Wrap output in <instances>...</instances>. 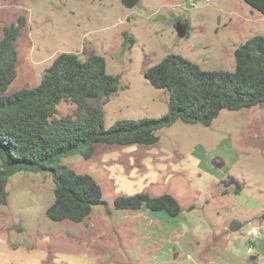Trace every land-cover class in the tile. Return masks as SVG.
Listing matches in <instances>:
<instances>
[{
    "label": "rangeland",
    "instance_id": "obj_1",
    "mask_svg": "<svg viewBox=\"0 0 264 264\" xmlns=\"http://www.w3.org/2000/svg\"><path fill=\"white\" fill-rule=\"evenodd\" d=\"M19 17L25 18V25L15 41L16 78L6 94L36 86L59 53H73L81 60L100 55L105 59L107 73L121 77L118 92L102 106L107 128L117 120L159 118L167 113L168 92L153 88L144 77L145 71L164 56L180 55L203 70L233 71L235 48L253 36L264 35V16L243 0H138L133 8L124 7L121 0H0V39L3 28L15 24ZM123 32L135 41L130 49L124 45ZM71 110L72 104L58 107L60 115ZM157 134L159 140L154 147L174 151L173 164L166 165L164 174L175 167L173 159L182 166L194 153L202 169L208 168L209 162L211 169L224 174L223 184L232 185L221 199L222 187L213 184L210 191L219 201L210 203V208L237 205L239 211L238 204L254 205L257 190H264V104L239 111L223 110L208 127L177 121ZM122 148L98 144L89 160L79 154L60 160L59 164L78 174L91 175L100 186L104 204L96 206L94 214L112 207L114 197L127 190L123 183L126 177L119 171L112 176V170L107 177L102 164L103 156H121ZM237 178L243 190L234 194L233 181ZM209 179L203 173L188 177L193 194L188 203H182L186 209L181 208L173 219L179 225L202 212L203 190L199 182ZM175 182L161 186L168 191ZM53 187L47 173L22 171L9 178L7 203L0 207V264H36L32 259L23 260L29 245L42 234L78 226L46 218ZM258 198L264 204V191ZM188 205H195V214L190 215ZM241 232L234 233L245 247L251 248ZM31 257L34 259V255ZM115 260V264H136L134 259L126 262L120 256Z\"/></svg>",
    "mask_w": 264,
    "mask_h": 264
},
{
    "label": "trees",
    "instance_id": "obj_2",
    "mask_svg": "<svg viewBox=\"0 0 264 264\" xmlns=\"http://www.w3.org/2000/svg\"><path fill=\"white\" fill-rule=\"evenodd\" d=\"M243 1L264 16V0ZM121 3L133 8L138 0ZM24 25L25 18L19 17L3 28L0 39V207L7 203L11 176L22 171L47 173L54 187L46 218L81 223L95 206L104 204L102 190L91 175L59 164L62 158L79 154L89 160L98 144L154 145L159 140L157 132L177 121L208 127L223 110L264 104V35H256L235 48L233 71L203 70L180 55L164 56L144 77L153 88L168 92L167 113L159 118L117 120L107 128L102 106L118 92L121 77L107 73L100 55L81 60L73 53H59L36 86L6 94L16 78L15 41ZM123 36L130 49L134 39L126 32ZM61 104H72L71 112L60 115ZM113 206L121 211L144 208L169 217L182 211L169 194L120 195Z\"/></svg>",
    "mask_w": 264,
    "mask_h": 264
},
{
    "label": "crops",
    "instance_id": "obj_3",
    "mask_svg": "<svg viewBox=\"0 0 264 264\" xmlns=\"http://www.w3.org/2000/svg\"><path fill=\"white\" fill-rule=\"evenodd\" d=\"M154 146H122L124 152L121 156H116L117 153L112 156L106 154L102 158L104 173L107 172L108 177L111 170L112 176L119 171L126 177L123 183L127 184V190L121 193L124 196L147 193L157 197L169 194L182 209H186L182 203H188L193 194L188 177L206 174L210 179L199 182L203 190L202 212L195 214V205L187 206L193 207L189 212L190 215L195 214V220L191 218L179 225L173 220L178 216H164L144 208L121 211L114 206L94 214L95 206L83 222L74 223L78 226L63 228L53 234H42L33 245L27 247L24 262L32 259L36 264L38 260L41 264H115L116 256H120L126 262L134 259L136 264H264V220L261 219L264 204L258 198L264 190H257L254 205L238 204L239 211L237 205L225 209L210 208V203L219 201L210 191L213 184L222 187L221 199L232 187L231 184H223L224 174L211 169L209 162L208 168L202 169L198 158L192 156L194 153L187 156L188 161L182 166H177V159H173L175 167L164 174L166 165L173 164L171 156L174 151ZM218 173V176L214 175ZM171 180L176 182L167 191L161 185L168 186ZM233 184V193H241L243 183L237 178ZM233 222L240 224L235 232L242 231V238L246 237L252 244L250 253L247 251L249 246L245 247L241 237L228 230ZM255 223L259 225L255 226ZM248 225H251L249 229L243 231ZM252 228L256 229V234L250 233ZM113 250L121 254L115 255L116 251ZM33 255L34 259L31 257Z\"/></svg>",
    "mask_w": 264,
    "mask_h": 264
},
{
    "label": "water",
    "instance_id": "obj_4",
    "mask_svg": "<svg viewBox=\"0 0 264 264\" xmlns=\"http://www.w3.org/2000/svg\"><path fill=\"white\" fill-rule=\"evenodd\" d=\"M240 228V224L233 222L230 224L228 230L231 232H235L236 230H238Z\"/></svg>",
    "mask_w": 264,
    "mask_h": 264
},
{
    "label": "built area",
    "instance_id": "obj_5",
    "mask_svg": "<svg viewBox=\"0 0 264 264\" xmlns=\"http://www.w3.org/2000/svg\"><path fill=\"white\" fill-rule=\"evenodd\" d=\"M250 233H251V234H256V229L252 228V229L250 230ZM247 251L250 253V252H251V248H248Z\"/></svg>",
    "mask_w": 264,
    "mask_h": 264
}]
</instances>
